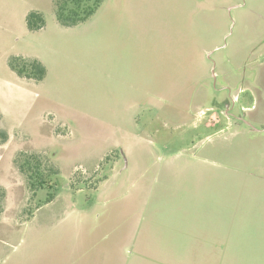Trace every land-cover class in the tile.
Segmentation results:
<instances>
[{
    "label": "rangeland",
    "instance_id": "374dc122",
    "mask_svg": "<svg viewBox=\"0 0 264 264\" xmlns=\"http://www.w3.org/2000/svg\"><path fill=\"white\" fill-rule=\"evenodd\" d=\"M54 2L0 0V264H264V0Z\"/></svg>",
    "mask_w": 264,
    "mask_h": 264
},
{
    "label": "trees",
    "instance_id": "16d2710c",
    "mask_svg": "<svg viewBox=\"0 0 264 264\" xmlns=\"http://www.w3.org/2000/svg\"><path fill=\"white\" fill-rule=\"evenodd\" d=\"M104 0H55V16L60 25L71 27L80 22L88 20L99 8ZM45 19L37 12L32 11L26 16V25L28 30L35 31L44 26ZM10 68L20 77L39 81L46 75L45 66L36 59H27L24 57H15L9 60ZM1 115V113H0ZM0 139H5V133L0 132ZM19 168L27 176L29 187L32 191H38L40 188L51 187L45 180V176L56 175L59 169L52 167L45 170L40 158L35 154H26L19 156ZM47 172V173H46ZM45 174V175H44ZM55 197L54 192H48L44 203L47 204Z\"/></svg>",
    "mask_w": 264,
    "mask_h": 264
}]
</instances>
